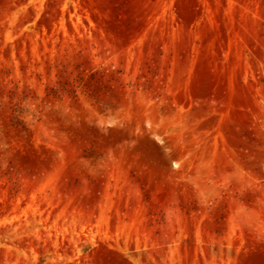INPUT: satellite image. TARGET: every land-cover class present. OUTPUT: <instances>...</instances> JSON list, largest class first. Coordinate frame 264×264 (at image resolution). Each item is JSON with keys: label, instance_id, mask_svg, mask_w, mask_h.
<instances>
[{"label": "rangeland", "instance_id": "374dc122", "mask_svg": "<svg viewBox=\"0 0 264 264\" xmlns=\"http://www.w3.org/2000/svg\"><path fill=\"white\" fill-rule=\"evenodd\" d=\"M0 264H264V0H0Z\"/></svg>", "mask_w": 264, "mask_h": 264}]
</instances>
